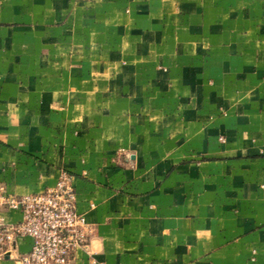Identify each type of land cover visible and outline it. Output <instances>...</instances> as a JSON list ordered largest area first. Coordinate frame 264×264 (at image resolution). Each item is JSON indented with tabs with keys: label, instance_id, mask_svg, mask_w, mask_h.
<instances>
[{
	"label": "crops",
	"instance_id": "1",
	"mask_svg": "<svg viewBox=\"0 0 264 264\" xmlns=\"http://www.w3.org/2000/svg\"><path fill=\"white\" fill-rule=\"evenodd\" d=\"M63 171L75 264H264V0H0V184Z\"/></svg>",
	"mask_w": 264,
	"mask_h": 264
},
{
	"label": "built area",
	"instance_id": "2",
	"mask_svg": "<svg viewBox=\"0 0 264 264\" xmlns=\"http://www.w3.org/2000/svg\"><path fill=\"white\" fill-rule=\"evenodd\" d=\"M76 200L72 177L66 171L54 186L35 193L14 194L0 184V212L7 208L21 213L13 223L0 215V257L10 254L17 264H75L76 250L88 246L91 233ZM21 237L32 239L27 252H17Z\"/></svg>",
	"mask_w": 264,
	"mask_h": 264
}]
</instances>
